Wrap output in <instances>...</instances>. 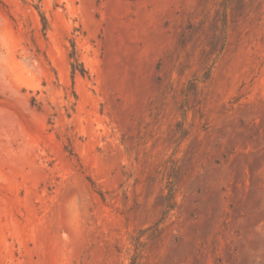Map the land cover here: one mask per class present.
<instances>
[{"label":"rangeland","instance_id":"obj_1","mask_svg":"<svg viewBox=\"0 0 264 264\" xmlns=\"http://www.w3.org/2000/svg\"><path fill=\"white\" fill-rule=\"evenodd\" d=\"M0 264H264V0H0Z\"/></svg>","mask_w":264,"mask_h":264},{"label":"trees","instance_id":"obj_2","mask_svg":"<svg viewBox=\"0 0 264 264\" xmlns=\"http://www.w3.org/2000/svg\"><path fill=\"white\" fill-rule=\"evenodd\" d=\"M41 18L43 20V29L46 28V23L44 22V17L41 15ZM68 57L70 60V69H71V73L74 74L76 71L79 72L81 75H85L86 74V69L83 67V65L81 64V62L78 60L77 55H76V51H75V47H74V43L71 42V50L68 53ZM166 199L167 202L169 203V201L172 199V193L171 190L167 193L166 195ZM169 208L171 207L168 206Z\"/></svg>","mask_w":264,"mask_h":264}]
</instances>
